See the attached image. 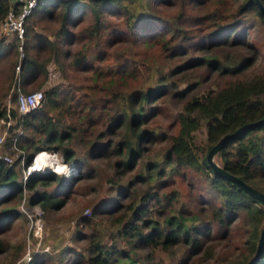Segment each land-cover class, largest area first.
I'll list each match as a JSON object with an SVG mask.
<instances>
[{"label": "trees", "instance_id": "obj_1", "mask_svg": "<svg viewBox=\"0 0 264 264\" xmlns=\"http://www.w3.org/2000/svg\"><path fill=\"white\" fill-rule=\"evenodd\" d=\"M259 1L264 7V0ZM8 6V0H0V20ZM253 12L264 28V18L254 0L36 1L23 20V56L19 65L22 88L28 90L41 84L49 60L60 70L65 83L57 82L43 90L40 105L22 115L23 130L17 144L27 153L25 161L39 149L59 151L79 170L91 162L107 160L111 172L107 170L104 178L119 198L111 197L101 210L92 211L93 217L103 213L111 218L95 224L89 236L83 234L87 239L85 255H78L73 263L153 264L157 251L171 248H177L175 255L169 254L174 264H187L200 253L211 258L205 241L211 228L225 229L239 217L246 225L243 247L247 252L230 261L245 264L251 258L264 224V205L216 174L205 155L222 134L264 117V68L243 77L255 49L245 37L235 35L229 40ZM140 44L155 46L157 58L149 66L158 76L153 85L124 89L127 78H133L128 68L132 57L145 58ZM16 45V38L4 42L0 37L4 74L13 71ZM221 45L252 51H222ZM190 46L204 50L191 63L203 65L207 77L216 76L220 81L196 94L189 93L195 82L174 90L180 103L173 118V132L148 129L147 112L154 113L153 103L177 85L176 79L163 81L169 78L167 75L187 68L184 65L168 73L162 68L164 58L169 63L173 57L185 56ZM121 94L125 100L122 105L118 99ZM10 111L14 116V110ZM0 116H4L1 106ZM201 125L204 144L194 136ZM154 141L165 145L152 150ZM9 142L7 137L6 146ZM74 143L83 149L75 150ZM215 155L224 170L264 194V122L227 139ZM52 177L54 173L48 171L42 178ZM15 178L13 165L0 160V205L20 192ZM39 180L41 175L34 172L25 186L32 189ZM188 181L197 191L194 197L189 194L190 199L180 191L184 182L189 185ZM35 195L32 201L41 199L42 206L49 203L58 208L63 203L62 199L50 200L42 192ZM15 213L0 212V232L3 223ZM91 219L85 218L84 222ZM108 225L115 229L108 232L106 240ZM5 249L6 243L0 240V251ZM252 264H264V242Z\"/></svg>", "mask_w": 264, "mask_h": 264}, {"label": "rangeland", "instance_id": "obj_2", "mask_svg": "<svg viewBox=\"0 0 264 264\" xmlns=\"http://www.w3.org/2000/svg\"><path fill=\"white\" fill-rule=\"evenodd\" d=\"M247 20V23L233 31L229 37V40L235 35L237 37H245L249 45L255 49L256 54L253 55L250 65L244 69L242 73L243 77H249L264 68L263 25L260 17L255 12ZM149 27L150 25L145 26V28ZM41 32L43 33L42 30ZM0 37L4 39V42H10L13 39L2 32H0ZM225 45H221L222 51L241 50L247 54L252 51L250 46L248 50L247 47H228ZM140 46L145 50L144 57L148 59V62L143 57H141V60L135 56L132 57L133 62L130 63L128 68H131L132 72L130 71L129 73H133V78H127V86L123 87L124 89L129 87L137 88L148 83L153 85L158 76L157 73L152 74L153 67H150L151 63L157 58V53L154 51L155 46H143L141 44ZM203 53L204 50L199 49L198 46H190L185 56L173 57V60L169 63L168 59L164 58L162 63H165V65L162 68L164 70L168 69V73L184 65H187V68L181 69L175 74L167 75L169 78L163 81V83H169L171 80L176 79L177 85L176 88L171 87L163 97H159L153 103L154 113L147 112L145 126L148 129L165 134L173 132V118L180 103V98L177 96V99L173 95L174 90L184 89L188 83L195 82V87L190 89L189 93L196 94L208 90L210 86L215 85L216 80L220 81L216 76L207 77L208 72L203 65L191 63L194 58L202 56ZM229 53L233 54V52ZM180 61L186 62V64L180 65L182 63ZM2 65L3 62L0 60V106L4 108L5 112L6 108L7 110H14L12 101L6 99L11 85L12 71L9 74H4ZM85 73L88 74L89 72ZM150 75L152 78H150ZM57 82L65 83V80L60 76V70L49 60L46 64V73L41 80V84L30 89H40L43 91ZM4 86H7V89L3 94ZM118 99H121L119 100L121 105L124 104L123 94L119 95ZM194 136L199 144H204L205 133L202 125L194 131ZM72 145L75 150L81 151L83 149L77 143ZM164 145L163 142L154 141L151 149L160 150ZM39 150L54 151L62 157L59 151L55 149ZM12 156L15 157L16 155L12 154ZM214 159L216 160V155H214ZM65 161L72 162L71 160ZM20 163L19 161V164H12L16 172L15 180L20 185V192L16 196L14 195L15 197L6 204L0 205V212L14 210L17 213H15V217L3 223L4 227L0 232V240L6 243V249L0 251V264H76L73 263L74 258L81 254L82 256L85 255L84 248L87 247V239L83 237V234L89 236L94 232L95 224H103L107 221V218H111V215L103 213H99V215L95 214L93 217L92 211L101 210L105 206L106 201L111 197L119 199L111 187H109L111 186L109 182L104 178V174L108 170L107 160H102L99 163L91 162L89 166H85L82 170H79L72 162L74 166L73 171L66 173L53 172L54 177L51 180H43L44 178H42L47 175L48 171H33L32 173L35 172L41 175L42 181L39 180L40 183L34 184L32 189H28L26 186L24 189L21 187L22 171ZM107 172L109 173L111 170L109 169ZM29 175L26 176L24 184ZM188 175L192 179L193 175L190 173ZM72 177L75 179H72ZM184 184L185 187L180 188L183 196L187 195V198L190 199L189 194L191 193V196L194 197L197 191L196 189H192V183L188 181V186L186 182ZM35 192H42L43 195H48L52 201L62 199L63 203L58 208L53 207L49 203L42 206L41 199L32 201L33 197L36 196ZM191 208L196 209V207ZM91 217L93 218L91 221L84 222L85 218ZM106 229L104 236L106 240H109L108 232L110 230L114 231L115 226L108 225ZM225 229L227 230L225 231ZM225 229H217L213 226L211 233L205 239L208 244L207 247L212 252L211 258H204L202 257V253H200L193 256L187 264H231L232 260L238 259L243 252H247L243 247L247 234L246 225L241 223L240 217L230 221ZM176 252L177 248H171L167 252L157 251L153 255L151 262L153 264H174L171 263L170 255L173 256ZM80 264L83 263L81 262Z\"/></svg>", "mask_w": 264, "mask_h": 264}, {"label": "built area", "instance_id": "obj_3", "mask_svg": "<svg viewBox=\"0 0 264 264\" xmlns=\"http://www.w3.org/2000/svg\"><path fill=\"white\" fill-rule=\"evenodd\" d=\"M37 0H8V9L4 17L0 20V32L5 35L16 38L17 59L13 65L11 85L7 100L14 104L15 115L7 108L4 116L0 117V160L9 164H19L22 171V189L25 188L24 180L33 171H52L58 173L57 169H63L60 173L73 171L72 162L63 160L60 155L54 151L38 150L33 153L29 161H25L26 154L17 144L18 136L23 130L22 115L37 108L43 98V92L40 89L24 90L22 88L20 74V59L23 56L22 38H23V20L30 13ZM7 137H10L9 146H6ZM7 148V150H6ZM16 155L15 157L12 156ZM48 162L44 165L42 161ZM28 258V256H27Z\"/></svg>", "mask_w": 264, "mask_h": 264}, {"label": "water", "instance_id": "obj_4", "mask_svg": "<svg viewBox=\"0 0 264 264\" xmlns=\"http://www.w3.org/2000/svg\"><path fill=\"white\" fill-rule=\"evenodd\" d=\"M254 2L257 5V8L259 9L260 13L262 14V16L264 18V7H263L262 3L259 0H254ZM262 122H264V117H261V118H259L257 120H254V121H249V122L243 123L240 126H238L237 128H235L232 132H228V133L222 134L209 147V149L206 152L205 158H206V162L209 165V167L216 174H218V175L230 180L231 182L236 184L239 188L244 190L249 196L259 200L264 205V194L261 191H259V190L255 189V188H253L252 186L248 185L247 183H245L243 180H241L240 178H238L234 174L224 170L217 163V161L214 159V155L217 153V151L219 150L221 145L224 144L225 141H227V139H229L231 137H234L235 135H237L238 133L248 129L249 127H251V126H253L255 124H260ZM263 242H264V224L259 230V236H258V239H257V242H256L254 253L251 256V258L247 262H245V264H252L255 261V259L258 257V255L260 253L261 246H262Z\"/></svg>", "mask_w": 264, "mask_h": 264}, {"label": "bare ground", "instance_id": "obj_5", "mask_svg": "<svg viewBox=\"0 0 264 264\" xmlns=\"http://www.w3.org/2000/svg\"><path fill=\"white\" fill-rule=\"evenodd\" d=\"M42 161V160H41ZM44 165L48 164V162L46 163V161H42Z\"/></svg>", "mask_w": 264, "mask_h": 264}, {"label": "clouds", "instance_id": "obj_6", "mask_svg": "<svg viewBox=\"0 0 264 264\" xmlns=\"http://www.w3.org/2000/svg\"><path fill=\"white\" fill-rule=\"evenodd\" d=\"M57 171L59 172V171H63V169H57Z\"/></svg>", "mask_w": 264, "mask_h": 264}]
</instances>
